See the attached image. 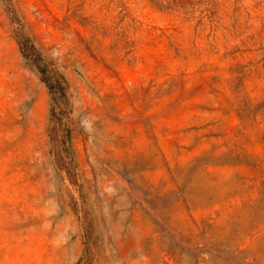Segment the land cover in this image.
Segmentation results:
<instances>
[{
	"label": "rangeland",
	"instance_id": "rangeland-1",
	"mask_svg": "<svg viewBox=\"0 0 264 264\" xmlns=\"http://www.w3.org/2000/svg\"><path fill=\"white\" fill-rule=\"evenodd\" d=\"M0 264H264V0H0Z\"/></svg>",
	"mask_w": 264,
	"mask_h": 264
},
{
	"label": "trees",
	"instance_id": "trees-1",
	"mask_svg": "<svg viewBox=\"0 0 264 264\" xmlns=\"http://www.w3.org/2000/svg\"><path fill=\"white\" fill-rule=\"evenodd\" d=\"M28 40H20V46L23 50L24 54L27 55V49L30 47V49L35 50L33 47V44H27ZM38 57L41 61L39 64V73L41 75L42 80L46 83L47 87L49 88V91L53 95V98H56L59 94H64L68 87V81L64 75L59 70H55V68H48L49 67V61H46L42 58L41 55L38 54Z\"/></svg>",
	"mask_w": 264,
	"mask_h": 264
}]
</instances>
